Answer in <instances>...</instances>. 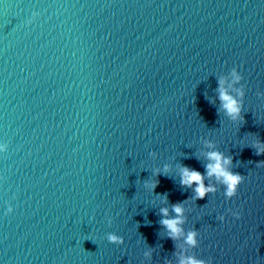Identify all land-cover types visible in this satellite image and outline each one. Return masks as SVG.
I'll list each match as a JSON object with an SVG mask.
<instances>
[{
    "label": "water",
    "instance_id": "obj_1",
    "mask_svg": "<svg viewBox=\"0 0 264 264\" xmlns=\"http://www.w3.org/2000/svg\"><path fill=\"white\" fill-rule=\"evenodd\" d=\"M189 258L264 264V0H0V264Z\"/></svg>",
    "mask_w": 264,
    "mask_h": 264
},
{
    "label": "clouds",
    "instance_id": "obj_2",
    "mask_svg": "<svg viewBox=\"0 0 264 264\" xmlns=\"http://www.w3.org/2000/svg\"><path fill=\"white\" fill-rule=\"evenodd\" d=\"M233 75L236 77V80L239 81L240 77L233 72ZM223 81H220L221 88L220 91V100L222 102L223 108L226 110V113L232 117L233 119H237L240 116L241 111V103L240 101L236 100L234 97L228 94L227 91L223 88ZM240 95L243 96V93L240 92ZM257 154H260L258 151ZM207 159L210 161L206 165V172L208 177L215 176L218 181L224 183L226 185L227 191L226 194L228 196H232L235 194V189L238 184L241 182L242 177L237 174L231 173L228 168L226 167L231 163L230 158H226L223 156L222 153L219 152H208ZM204 177L198 171L189 169L187 167H182L181 169V184L184 186L191 187L193 184L196 185L194 191L196 194L197 199H202L205 195L210 191H215L214 187L212 186H205L203 183ZM155 185H153V188ZM173 211L177 214L176 218L173 219H163L161 223L169 230L170 235L173 238H176L179 233L182 231L180 225L183 221L180 219L183 208L181 205L176 204L173 205ZM161 213L164 216L168 215V210L161 209ZM239 218V217H237ZM109 239L113 242L117 241L116 236H110ZM187 242L190 244H194V233H190L187 237ZM181 264H202V262L195 261L192 258H189L187 261H182Z\"/></svg>",
    "mask_w": 264,
    "mask_h": 264
}]
</instances>
